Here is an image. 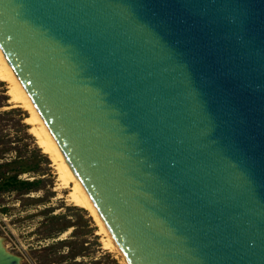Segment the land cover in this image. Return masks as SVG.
Returning a JSON list of instances; mask_svg holds the SVG:
<instances>
[{"label": "water", "instance_id": "obj_1", "mask_svg": "<svg viewBox=\"0 0 264 264\" xmlns=\"http://www.w3.org/2000/svg\"><path fill=\"white\" fill-rule=\"evenodd\" d=\"M0 47L129 264H264V0H0Z\"/></svg>", "mask_w": 264, "mask_h": 264}, {"label": "rangeland", "instance_id": "obj_2", "mask_svg": "<svg viewBox=\"0 0 264 264\" xmlns=\"http://www.w3.org/2000/svg\"><path fill=\"white\" fill-rule=\"evenodd\" d=\"M0 79V172L21 165L30 188H10L0 179V242L19 264H126L123 254L104 245L95 216L68 197L56 164L43 151L29 111L11 99Z\"/></svg>", "mask_w": 264, "mask_h": 264}, {"label": "bare ground", "instance_id": "obj_3", "mask_svg": "<svg viewBox=\"0 0 264 264\" xmlns=\"http://www.w3.org/2000/svg\"><path fill=\"white\" fill-rule=\"evenodd\" d=\"M0 79L5 80L9 84V94L11 99L15 102L20 103L25 107L29 113L30 117L28 118L29 122L33 125V132L37 138L39 146L47 153L53 162L56 164V167L59 172V178L63 185H70L69 199L79 206H82L89 210L97 219L100 230L104 234V245L113 250H119L122 253V250L114 240L110 230L106 226L105 222L102 220L101 216L98 213L96 206L93 203V200L89 196L87 190L84 188L82 182L79 180L78 176L75 174L74 170L70 166L66 157L64 156L61 148L59 147L57 141L51 134L47 125L45 124L43 118L38 112L35 104L33 103L28 92L18 79L15 74L12 66L6 59L1 47H0ZM1 246V242H0ZM123 254V253H122ZM124 257V255H123ZM125 263L129 264L125 257Z\"/></svg>", "mask_w": 264, "mask_h": 264}, {"label": "trees", "instance_id": "obj_4", "mask_svg": "<svg viewBox=\"0 0 264 264\" xmlns=\"http://www.w3.org/2000/svg\"><path fill=\"white\" fill-rule=\"evenodd\" d=\"M18 162L17 159H11L9 161H5L0 163V166L2 164H10V163H16ZM26 170L23 166L19 165L16 168H14V171L11 173H7L6 171L0 172V179H3L4 186L10 187V188H17V187H25L30 188V186L35 182V180H29L20 178L18 176L19 172Z\"/></svg>", "mask_w": 264, "mask_h": 264}]
</instances>
